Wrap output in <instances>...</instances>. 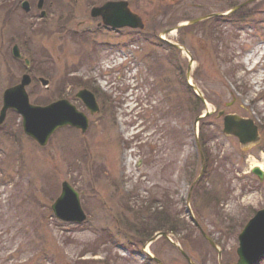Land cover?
I'll return each mask as SVG.
<instances>
[{
    "label": "rangeland",
    "instance_id": "1",
    "mask_svg": "<svg viewBox=\"0 0 264 264\" xmlns=\"http://www.w3.org/2000/svg\"><path fill=\"white\" fill-rule=\"evenodd\" d=\"M107 1L123 0H44L40 19L38 0H0V109L28 74L31 104L66 99L89 120L85 134L62 128L42 147L7 113L0 264H237L238 235L264 209V179L251 173L264 166V0H125L145 29L118 34L94 31L90 9ZM210 14L219 16L182 26ZM184 82L201 98L196 114ZM83 88L97 115L76 101ZM219 111L253 120L259 142L226 136ZM63 182L79 195L82 223L52 213ZM167 224L168 239L148 246Z\"/></svg>",
    "mask_w": 264,
    "mask_h": 264
},
{
    "label": "water",
    "instance_id": "2",
    "mask_svg": "<svg viewBox=\"0 0 264 264\" xmlns=\"http://www.w3.org/2000/svg\"><path fill=\"white\" fill-rule=\"evenodd\" d=\"M243 5L244 4L239 5L233 10H237ZM42 6L43 0H38L37 8L42 9ZM21 8L24 12H29V3L24 1L21 4ZM41 16L45 17V12H41ZM90 16L93 18H101L104 26L113 29H144L141 18L130 11L126 2H107L102 6L93 7L90 11ZM198 21H200V19L191 21L189 24ZM175 47L181 49L179 46L175 45ZM12 56L15 59L22 58L19 48L16 45L12 48ZM24 62L26 66H29L28 60L25 59ZM189 62L192 63L191 59ZM188 75L189 72L187 73V78ZM40 82L43 86L48 83V81L44 79H40ZM30 83V76L24 74L18 84L4 90L0 109V125L4 122L9 110L15 111L21 117L24 134L42 147L47 145L50 137L60 128L68 126L79 130L81 133L87 131V117L79 112L76 107L67 100H58L46 106L31 104L26 92V87H28ZM189 85L200 98L194 86L192 84ZM76 97L83 102L90 114L94 115L99 112L96 99L90 91L80 90L77 92ZM207 114H209V112L205 109L204 115ZM217 117H222L223 133L226 136L237 138L242 148L259 142L258 127L253 120L235 114H224L223 111H219ZM198 119H200V117L197 118V120ZM251 172L253 175L257 176L260 181H263L264 172L260 168L255 167ZM51 210L53 215L63 222L81 223L86 219L80 206L78 193L66 182L62 183L61 193L51 205ZM161 236L167 237L165 233H159L156 234L149 243H152ZM238 244L239 246L236 250L238 257L237 264H254L264 255V209L258 211L244 226L243 230L238 235ZM182 255L190 262L187 256L184 254Z\"/></svg>",
    "mask_w": 264,
    "mask_h": 264
},
{
    "label": "trees",
    "instance_id": "3",
    "mask_svg": "<svg viewBox=\"0 0 264 264\" xmlns=\"http://www.w3.org/2000/svg\"><path fill=\"white\" fill-rule=\"evenodd\" d=\"M245 9V8H244ZM244 9H240L238 12H236V15H233V17H235V16H238V14H240ZM238 17H242V15H240V16H238ZM210 20H212V21H215L214 19H210ZM210 20H208V21H210ZM197 26V25H196ZM195 25H192V26H190V27H186V28H184L186 31H188V30H190L191 28H193V27H196ZM168 50L169 51H172V52H176L175 51V49L172 47V46H169L168 47ZM184 84H185V87H186V89L189 91V93L191 94V99H192V101H193V103H194V106H195V114L196 113H198V111H201L202 110V102H201V100L194 94V92H192V90H191V88L190 87H188V85H187V83L186 82H184ZM197 116V115H196ZM167 225H169V226H171V224H167ZM164 227H166V226H164ZM160 228V229H156V230H154V231H151L148 235H146L145 237H147V238H151L152 236H153V234H155V233H157V232H165V233H173V231H174V229H173V227L171 226L170 228ZM137 232V235L139 234V235H141L142 236V232H138V231H136ZM141 233V234H140Z\"/></svg>",
    "mask_w": 264,
    "mask_h": 264
},
{
    "label": "flooded vegetation",
    "instance_id": "4",
    "mask_svg": "<svg viewBox=\"0 0 264 264\" xmlns=\"http://www.w3.org/2000/svg\"><path fill=\"white\" fill-rule=\"evenodd\" d=\"M112 2H116V1H112ZM46 18V17H45ZM40 19H43V18H40ZM66 20H69L70 21V19H66ZM91 20L92 21H95V28H94V31H105V32H107V33H110V34H118V32H120V30H111V29H106V28H104L103 26H102V20L100 19V18H97V19H94V18H91ZM69 21H68V23H69ZM66 23H67V21H66ZM81 26H82V24L80 23L79 25H77V29H68L67 30V32L68 33H70L71 32V34H70V36H72V34H76L77 33V31H79L80 30V28H81ZM87 30H84L82 33H84V32H86ZM93 31V32H94ZM92 92V91H91ZM93 93V92H92ZM94 94V93H93ZM94 96H95V94H94ZM77 99V98H76ZM58 100H61V99H57V100H55V101H58ZM66 100V99H65ZM77 102H80L78 99L76 100ZM70 102V101H69ZM71 103V102H70ZM81 103V102H80ZM82 104V103H81ZM82 106L84 107V105L82 104ZM84 109H85V111L88 113V115L89 116H92V115H90V113L86 110V108L84 107ZM85 114V113H84ZM86 115V114H85ZM87 116V115H86ZM88 117V116H87Z\"/></svg>",
    "mask_w": 264,
    "mask_h": 264
},
{
    "label": "bare ground",
    "instance_id": "5",
    "mask_svg": "<svg viewBox=\"0 0 264 264\" xmlns=\"http://www.w3.org/2000/svg\"><path fill=\"white\" fill-rule=\"evenodd\" d=\"M254 166L259 167V168H261L262 170H263V167H264L262 163H257V164H255Z\"/></svg>",
    "mask_w": 264,
    "mask_h": 264
}]
</instances>
